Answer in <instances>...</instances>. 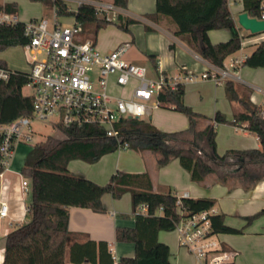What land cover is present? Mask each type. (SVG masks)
I'll list each match as a JSON object with an SVG mask.
<instances>
[{
    "label": "trees",
    "instance_id": "trees-1",
    "mask_svg": "<svg viewBox=\"0 0 264 264\" xmlns=\"http://www.w3.org/2000/svg\"><path fill=\"white\" fill-rule=\"evenodd\" d=\"M32 1L51 5L56 17L73 16L81 26L80 34L83 31L90 34L88 39L96 45L100 29L114 25L130 32L129 26L138 21L122 14H117L115 19H106L86 2H81L73 10L64 0ZM258 1L243 0L244 11L250 16H258ZM127 2L112 0L113 5L122 8L127 7ZM0 8L16 12L17 4L7 2L0 4ZM155 14L171 19L175 24L174 34L216 67H224L225 58L241 47L242 36L227 0H155ZM145 28L149 29L148 26ZM221 28L230 31L229 39L211 42L208 31ZM27 41L24 21L0 24V51L21 46ZM241 65L264 67V41L257 43ZM0 67H7L2 59ZM27 82V72L16 69L10 70L7 80H0V122L32 113L31 96L21 91ZM221 84L232 106L231 117L221 112L212 116L196 112L183 100L185 89L182 83L165 85L157 93V106L176 110L188 118V126L177 131L161 130L149 119L136 117H124L117 122L118 138L107 136L103 129L92 124L55 125L63 137L47 135L36 141L24 158L20 172L31 182V197L27 206L31 219L16 224L6 234L2 264H113L114 259L105 241L87 240L67 245L69 209L79 206L95 212H107L102 194L109 193L113 198H120L125 192L131 194L134 225L116 226L115 239L132 242L134 253L121 257L117 264H176L169 258V246L157 239L158 231L174 229L180 216L178 207L184 215H190L211 208L214 205L212 200L182 197L178 203L177 196L165 186L154 190L147 173L116 171L106 184L97 186L69 173L66 167L72 159L93 163L103 154L117 150L118 143H127L139 152L151 150L157 153L158 166L177 158L193 181L201 182L207 175L213 174L216 182L226 184L230 180H245L243 186L247 189L252 187L264 178V112L261 106L251 101L249 88L242 83L225 78ZM219 123L245 128L256 135L260 147L227 149L218 153L215 137ZM142 204L147 205L146 213L140 210ZM159 207H162L161 211ZM261 213L264 210L246 216V224ZM210 221L215 234L241 233L243 230L225 224L224 215L220 212L211 214ZM222 248L228 249L225 246Z\"/></svg>",
    "mask_w": 264,
    "mask_h": 264
},
{
    "label": "crops",
    "instance_id": "crops-1",
    "mask_svg": "<svg viewBox=\"0 0 264 264\" xmlns=\"http://www.w3.org/2000/svg\"><path fill=\"white\" fill-rule=\"evenodd\" d=\"M100 1L112 3V0ZM7 2H16L18 5V0H0V4ZM227 4L242 38L250 36L249 31L241 27L237 21L238 14L244 12L243 0H227ZM46 6L54 11L51 5L46 4ZM15 13L18 19L24 22L44 16L40 13L28 19H21V10L18 6ZM115 14H122L138 21L129 26L132 32H125L114 25L102 28H108L109 43L108 41L101 43L100 48L96 42L100 50L120 49L127 59L145 65L150 76H154L157 72H162L168 77H176L188 72L195 74L196 78L183 83L184 102L196 112L207 116L221 112L231 117L232 106L226 97L223 85L210 78L200 77L202 72L216 66L205 60L181 37L174 34L175 24L171 19L155 14V0H128L126 8L115 6ZM208 36L213 43L221 42L229 39L230 31L225 28L212 29L208 31ZM246 55L242 47L225 58L224 66L229 68L232 59ZM149 56L153 58L150 59ZM0 59L5 61L1 57V51ZM7 67L16 69L8 65ZM229 71L231 79L249 88L251 101L264 107V67L239 65L234 69L229 68ZM144 118L149 119L153 125L164 131H177L188 126V118L184 114L170 108L156 106L153 102L149 103L148 113ZM215 142L216 150L220 154L227 149L260 147L256 135L245 128L227 123L217 124ZM157 159L158 154L151 150L139 152L127 147L105 153L93 163L82 159H72L67 163L66 170L97 186L106 184L116 171L147 173L154 190L165 186L177 197L212 200L215 210L223 213L225 224L243 229L241 233L216 234L221 245L235 253L234 264H264V213L248 224L245 221L246 216L264 210V178L248 189L243 186L245 180L240 182L230 180L223 184L216 182L213 174L207 175L201 182H196L191 179L190 173L181 166L177 158H172L163 166L157 165ZM101 199L107 212H95L79 206L70 207L67 245L73 242L83 243L87 240L105 241L114 259L113 264H117L121 257H129L134 253L132 242L115 239L116 226L132 227L134 225L131 194L125 192L120 198H113L109 193H103ZM17 218H19L18 223L28 222L31 214L27 212L24 216ZM12 229V222L4 224L0 218V264L4 258L5 236ZM157 239L169 246V258L172 262L198 264L195 257L180 246L174 230H159ZM65 260L68 262L67 257Z\"/></svg>",
    "mask_w": 264,
    "mask_h": 264
},
{
    "label": "built area",
    "instance_id": "built-area-1",
    "mask_svg": "<svg viewBox=\"0 0 264 264\" xmlns=\"http://www.w3.org/2000/svg\"><path fill=\"white\" fill-rule=\"evenodd\" d=\"M91 4L96 13L106 19H115V5L100 0H77ZM259 15L264 20V0L258 1ZM15 12L0 8V24H15ZM81 26L74 17L70 23H62L54 17L42 16L24 22V34L28 41L21 45L26 52L28 82L32 88V113L11 121L0 122V178L10 168L14 150L21 141H31L32 119H53L54 125L92 124L104 130L107 136L118 138L116 124L124 117L144 118L149 103L156 106V95L165 85L191 81L197 76L183 73L168 77L162 72L150 76L145 65L127 59L124 53L114 48L102 51L91 39L76 42ZM264 41V32L241 39L242 48L247 42ZM245 56L232 59L229 68L242 64ZM229 68H212L200 74L217 83L231 78ZM8 67H0V80L9 77ZM264 112V107H261ZM127 143H118V149L127 148ZM24 193L31 192L27 179L21 181ZM178 203L180 198L177 197ZM27 209V207H26ZM143 213L147 205H140ZM159 211L162 207H159ZM179 219L175 223L180 246L197 260L198 264H221L233 262L235 253L223 249L212 232L210 215L217 211L212 206L190 215L178 207ZM8 215V205L0 199V218ZM116 264V263H114Z\"/></svg>",
    "mask_w": 264,
    "mask_h": 264
},
{
    "label": "rangeland",
    "instance_id": "rangeland-1",
    "mask_svg": "<svg viewBox=\"0 0 264 264\" xmlns=\"http://www.w3.org/2000/svg\"><path fill=\"white\" fill-rule=\"evenodd\" d=\"M70 9L76 8L78 6L77 0H64ZM18 7H20L21 19H28L31 16L39 15L43 13L51 26V22L54 20L55 11L51 7L46 6L42 1H32V0H18ZM57 19L62 23H70L73 21V16H58ZM246 30V29H245ZM243 30L244 32H246ZM107 29H101L97 32L96 42L101 46L106 41L109 43V36L107 34ZM130 32L131 29H130ZM247 34V32H246ZM90 34L83 31L76 38V42H83L88 39ZM249 36H245L247 38ZM257 42H247L243 46V51L247 54L256 47ZM239 53V52H238ZM237 53V54H238ZM1 57L5 60L6 64L12 68L26 70V52L21 46H11L7 47L1 51ZM148 66V64H147ZM24 95H29L32 92V88L26 84L21 89ZM31 127L33 129L32 140L31 141H21L14 150V155L10 168L6 170L2 177L0 178V199L5 201L8 205V215L1 218L4 224L8 222L13 223V227L18 223L19 216H24L28 212L26 207L30 201L31 193H24L21 181L29 178L24 176L20 169L23 166L24 158L32 145L47 135H52L54 137H63V133L54 125L53 119H32Z\"/></svg>",
    "mask_w": 264,
    "mask_h": 264
},
{
    "label": "water",
    "instance_id": "water-1",
    "mask_svg": "<svg viewBox=\"0 0 264 264\" xmlns=\"http://www.w3.org/2000/svg\"><path fill=\"white\" fill-rule=\"evenodd\" d=\"M237 21L241 27L248 30L252 35L264 32V20L249 16L245 11L238 14Z\"/></svg>",
    "mask_w": 264,
    "mask_h": 264
}]
</instances>
